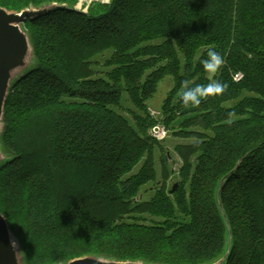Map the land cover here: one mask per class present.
<instances>
[{
  "label": "trees",
  "instance_id": "16d2710c",
  "mask_svg": "<svg viewBox=\"0 0 264 264\" xmlns=\"http://www.w3.org/2000/svg\"><path fill=\"white\" fill-rule=\"evenodd\" d=\"M96 8H56L25 23L36 62L5 103L1 141L11 157L0 163V211L26 264L87 254L211 263L227 246L221 208L232 234L226 264H264V0H110ZM210 49L225 59L214 80L228 88L183 114L185 89L210 82L200 63ZM108 50L110 69L96 77L93 58ZM168 75L175 87L164 111L183 119L180 136L198 141L175 147L182 166L174 193L163 185L145 201L138 197L157 177L159 140L148 134L149 115L132 124L116 107L126 92L146 112ZM141 214L162 221L146 224Z\"/></svg>",
  "mask_w": 264,
  "mask_h": 264
},
{
  "label": "water",
  "instance_id": "95a60500",
  "mask_svg": "<svg viewBox=\"0 0 264 264\" xmlns=\"http://www.w3.org/2000/svg\"><path fill=\"white\" fill-rule=\"evenodd\" d=\"M66 7L69 9H78L80 7H71L65 3L50 2L39 6L23 8L19 11H10L0 6V163L5 161V154L1 145V136L4 128V108L7 96L14 81L24 75L33 65L32 59L35 57L34 48L26 27H24L28 19L40 17L50 11ZM218 72V71H217ZM208 76L210 80H214L216 74ZM206 98V97H205ZM203 98V99H205ZM202 99V100H203ZM195 107H186L182 113L195 111ZM223 179L220 190L223 187ZM178 186L176 183L171 193ZM224 221L228 229L227 246L223 256L217 260L207 264H226L232 249V234L228 219L221 208ZM0 264H26V259L21 244L16 235L11 230L7 218L0 211ZM56 264H155L141 260H118L100 255L88 254L76 257L67 261H60Z\"/></svg>",
  "mask_w": 264,
  "mask_h": 264
},
{
  "label": "rangeland",
  "instance_id": "374dc122",
  "mask_svg": "<svg viewBox=\"0 0 264 264\" xmlns=\"http://www.w3.org/2000/svg\"><path fill=\"white\" fill-rule=\"evenodd\" d=\"M61 1L62 0H51L46 3L58 2V3L67 4L66 2H61ZM109 1L110 0H76L74 1V3L75 6L80 7L82 11L88 12L92 3L97 5L98 8H100L103 4H106ZM0 6L10 11H19L18 9H14L11 7H6L3 5ZM24 27L26 26L24 25ZM111 54L112 51L108 50L93 58L94 67L96 68L97 71L96 77H106V74L109 71L110 67L106 66L105 63L109 59ZM35 62H36V58L34 57L32 59L33 65L35 64ZM33 65L31 66V68L33 67ZM174 87H175V83L172 76L168 75L164 79H162L158 85L157 91L146 102L147 103L146 112L144 109L136 107L135 104L131 101L128 93L126 92L123 94V100L121 105L116 107V109L120 113H122L123 115H125L130 119L132 124H134V116L136 114L146 115V116L149 115L150 120H148L147 122L149 124L147 126V131L149 130L152 124H156L158 122L165 124L169 128L168 136L165 139H163L161 142L157 141L159 143V146L156 147V153H155L157 177L154 181L148 183L142 188L141 194L138 197L139 199L143 198L145 201L153 197L156 194V192L163 187V185L166 187L170 195L174 193V192L171 193V190L176 183L179 184V182L181 181V176L179 175V171L182 166V158L176 153L175 147L178 144H192L198 141L197 136H192V135L189 137L180 136L179 133H180V129H182L181 122L183 119L180 117H178L175 120L169 119L170 113L167 114L164 111L163 108L164 102L168 98ZM173 101L175 100L173 99ZM151 110L157 111L158 114L153 115L151 113ZM190 129H192L193 131H197L194 130L195 128H190ZM1 145L3 152L5 154L4 160H7L11 157V155L4 150L2 141H1ZM163 157H166V162L164 164V171L161 160ZM141 166L142 164H140L135 171L139 170ZM177 213L178 216L180 217L181 214L179 213L181 212H177ZM133 217L130 216L128 217V219H131L132 221L137 219L138 221H142L143 223L146 224L158 223L162 221L160 217H155L149 214L135 215V217H137L136 219H134ZM249 255H252V253L249 252Z\"/></svg>",
  "mask_w": 264,
  "mask_h": 264
},
{
  "label": "clouds",
  "instance_id": "9594fccd",
  "mask_svg": "<svg viewBox=\"0 0 264 264\" xmlns=\"http://www.w3.org/2000/svg\"><path fill=\"white\" fill-rule=\"evenodd\" d=\"M200 63L205 71L215 74L225 63V59L218 51L210 49L207 52V58L202 59ZM227 88V83L210 80L207 84H196L187 87L180 97V100L186 107H195L201 103L203 98L222 95Z\"/></svg>",
  "mask_w": 264,
  "mask_h": 264
},
{
  "label": "built area",
  "instance_id": "2783aa9c",
  "mask_svg": "<svg viewBox=\"0 0 264 264\" xmlns=\"http://www.w3.org/2000/svg\"><path fill=\"white\" fill-rule=\"evenodd\" d=\"M242 77H243V74L242 73H238V74H236L235 79L239 80ZM151 113L153 115L154 114H158V112L155 111V110H151ZM148 134L152 138H154L156 140H159V141H162L163 139H165L168 136L169 128L165 124L158 122V123L154 124L153 126H151L149 128Z\"/></svg>",
  "mask_w": 264,
  "mask_h": 264
}]
</instances>
